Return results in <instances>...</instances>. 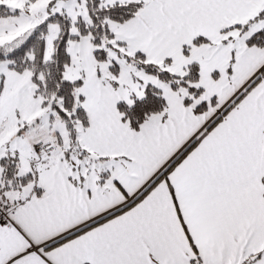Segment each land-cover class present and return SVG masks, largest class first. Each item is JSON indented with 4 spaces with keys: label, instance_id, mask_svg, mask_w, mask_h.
Masks as SVG:
<instances>
[{
    "label": "snow or ice",
    "instance_id": "obj_1",
    "mask_svg": "<svg viewBox=\"0 0 264 264\" xmlns=\"http://www.w3.org/2000/svg\"><path fill=\"white\" fill-rule=\"evenodd\" d=\"M0 264H264V0H0Z\"/></svg>",
    "mask_w": 264,
    "mask_h": 264
}]
</instances>
